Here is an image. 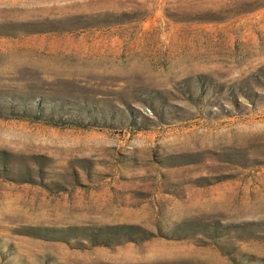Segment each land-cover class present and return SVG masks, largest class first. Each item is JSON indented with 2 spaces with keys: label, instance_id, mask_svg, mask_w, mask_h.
<instances>
[{
  "label": "rangeland",
  "instance_id": "374dc122",
  "mask_svg": "<svg viewBox=\"0 0 264 264\" xmlns=\"http://www.w3.org/2000/svg\"><path fill=\"white\" fill-rule=\"evenodd\" d=\"M0 27V104L97 125L0 117V264H264V0H0ZM118 225L144 234L29 230Z\"/></svg>",
  "mask_w": 264,
  "mask_h": 264
},
{
  "label": "trees",
  "instance_id": "16d2710c",
  "mask_svg": "<svg viewBox=\"0 0 264 264\" xmlns=\"http://www.w3.org/2000/svg\"><path fill=\"white\" fill-rule=\"evenodd\" d=\"M92 17L88 16H74L66 19L60 20H45L38 23H32L25 25L28 29L26 32L31 34H42L47 32H69L73 29L63 28L64 25L72 26L82 29L88 28L89 23L85 22L91 20ZM75 24V25H73ZM71 28V27H70ZM9 33L5 31L3 27H0V36H9ZM46 114H52L51 112H47L44 109H40V107L34 108H23L20 109L18 105H1L0 104V117L4 118L7 116H11L16 119L20 118H30L34 121H44L55 125H78L83 128H92L97 127V125H93L90 123L84 124L82 121L76 120H67L58 116L54 118V115L50 117H46ZM7 115V116H6ZM30 234L37 238H46L49 236L55 241H63L67 242L70 237H79L84 236L89 240L93 246H108L111 244V238H118L117 245L125 243V242H134L137 239L139 234H144L139 227L131 226V225H118V226H108V227H70L65 230H48V229H40V228H30ZM48 234V235H47ZM143 240H147L143 237Z\"/></svg>",
  "mask_w": 264,
  "mask_h": 264
}]
</instances>
